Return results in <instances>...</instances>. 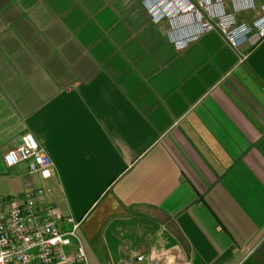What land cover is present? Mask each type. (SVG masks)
I'll list each match as a JSON object with an SVG mask.
<instances>
[{
  "label": "crops",
  "instance_id": "obj_1",
  "mask_svg": "<svg viewBox=\"0 0 264 264\" xmlns=\"http://www.w3.org/2000/svg\"><path fill=\"white\" fill-rule=\"evenodd\" d=\"M199 29L144 0H0V192L42 186L101 264H264V38L175 46ZM28 131L44 173L5 163Z\"/></svg>",
  "mask_w": 264,
  "mask_h": 264
},
{
  "label": "built area",
  "instance_id": "obj_2",
  "mask_svg": "<svg viewBox=\"0 0 264 264\" xmlns=\"http://www.w3.org/2000/svg\"><path fill=\"white\" fill-rule=\"evenodd\" d=\"M210 3L211 0H144L154 22L182 12L196 13L199 31L173 34L177 48L187 46L211 30L220 32L235 49H239L254 32L264 38V2L251 22L234 12L221 11L209 16ZM4 160L8 167L27 163L32 174L44 173L53 163L31 131L24 134L21 143L5 153ZM43 192L42 186L30 188L22 201H10L0 192V264H90L86 247L77 232L80 222L68 215L65 219L71 226L63 229L57 204L42 202ZM143 258L138 255L139 260Z\"/></svg>",
  "mask_w": 264,
  "mask_h": 264
},
{
  "label": "rangeland",
  "instance_id": "obj_3",
  "mask_svg": "<svg viewBox=\"0 0 264 264\" xmlns=\"http://www.w3.org/2000/svg\"><path fill=\"white\" fill-rule=\"evenodd\" d=\"M86 250L88 254V259L90 264H101L99 257H101V254L98 250L94 252L89 246L86 244Z\"/></svg>",
  "mask_w": 264,
  "mask_h": 264
}]
</instances>
